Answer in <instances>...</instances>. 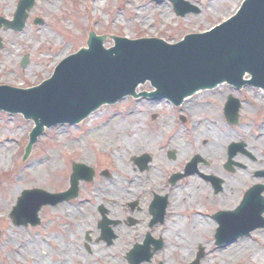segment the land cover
<instances>
[{
    "label": "flooded vegetation",
    "instance_id": "af4514ba",
    "mask_svg": "<svg viewBox=\"0 0 264 264\" xmlns=\"http://www.w3.org/2000/svg\"><path fill=\"white\" fill-rule=\"evenodd\" d=\"M65 3L0 0V30H11L21 11L25 27L48 31L51 22L67 19ZM259 91L224 82L178 105L133 99L149 110L162 109L150 113L161 136L152 131L142 136L146 142L159 137L160 143L148 147L135 140L120 150L117 140L106 142L100 162L92 167V182H102L67 203L75 224L63 214L60 236L30 239L32 246L39 239L42 243L38 254L25 252L27 263L264 264V96L253 98L257 105L245 96ZM144 111L126 113L140 116ZM123 174L130 178L125 176L121 190ZM116 180L119 189L112 193L108 186ZM12 243L17 249L11 257L17 258L24 253L22 242Z\"/></svg>",
    "mask_w": 264,
    "mask_h": 264
},
{
    "label": "rangeland",
    "instance_id": "374dc122",
    "mask_svg": "<svg viewBox=\"0 0 264 264\" xmlns=\"http://www.w3.org/2000/svg\"><path fill=\"white\" fill-rule=\"evenodd\" d=\"M69 1L66 0L65 3L67 19L61 17L60 22H51L48 30L50 32L44 28L37 31L33 25L26 26L19 32L0 30L3 44L0 49V84L16 88H30L41 84L52 76L54 66L64 56L73 55L77 50L86 47V39L90 33L105 37L104 48L113 46L111 37L115 36L131 40L161 38L166 43L173 44L179 42L184 35L209 30L221 20L230 17L242 3L241 0H185L196 6L199 12L180 17L174 14L172 4L163 0L156 4L151 2L152 0H73V7L72 3L70 7ZM232 6L234 10H231ZM158 7L169 11L171 18L168 21L161 19ZM62 51L67 53L54 62ZM25 55L29 56V62L23 68L20 60ZM149 88L150 84H144L139 89L148 91ZM256 95L259 93H245L255 105L257 99L253 98ZM131 109L135 112L145 110V113L140 116H128L126 112ZM161 110H149L142 106V102L138 104L131 98L123 99L114 105L102 106L93 113V118L88 117L76 126L55 125L45 128L25 161L22 160L24 146L28 141V134L33 129V122L20 114L10 115L1 111L0 147L3 142L8 141L11 152L7 170H2L0 160V264H28L30 257L25 253H21L17 258L11 257L12 250L17 249L12 242L28 238L35 240L38 236L46 240L51 234L57 238L61 234V226L65 223L64 211L71 209L66 202L55 207H43L38 212V227H15L11 224L9 213L22 191L40 189L51 194L65 192L69 186L72 164L81 162L94 167L102 158L100 152L106 147L104 144H111V139L117 140L116 144L120 145V150L124 148L123 143L131 147L135 140L142 141L141 144L148 147L160 143L159 137H154L152 142H146L142 136H145L144 131H152L153 134L161 136L162 131L152 123L150 114L151 111ZM116 122L126 125L127 133L130 134L113 132ZM180 128L179 125H174L175 131ZM126 162L124 160V163ZM125 176L127 180L130 178L128 174L122 175L121 190L127 181ZM100 182L101 179L90 184L80 182L81 196L95 190ZM85 219H80V223H85Z\"/></svg>",
    "mask_w": 264,
    "mask_h": 264
},
{
    "label": "water",
    "instance_id": "95a60500",
    "mask_svg": "<svg viewBox=\"0 0 264 264\" xmlns=\"http://www.w3.org/2000/svg\"><path fill=\"white\" fill-rule=\"evenodd\" d=\"M170 1L176 15L198 12L190 3ZM24 20L25 14L18 11L11 27L19 31ZM111 39L113 46L104 48V37L90 34L87 48L64 58L39 86L0 85V111L21 114L34 123L23 160L45 127L76 125L102 105L135 95L138 84L147 81L156 90L150 94L153 98L175 103L216 83L241 86L245 73L250 76L245 83L264 89V0H243L231 18L210 31L186 35L176 44L154 38ZM20 64L26 67L28 56ZM72 169L67 192L22 191L10 212L12 223L37 226L42 207L75 197L79 180H91L92 173L82 164H74Z\"/></svg>",
    "mask_w": 264,
    "mask_h": 264
},
{
    "label": "bare ground",
    "instance_id": "6f19581e",
    "mask_svg": "<svg viewBox=\"0 0 264 264\" xmlns=\"http://www.w3.org/2000/svg\"><path fill=\"white\" fill-rule=\"evenodd\" d=\"M96 1L97 0H94V2H96ZM233 8L234 7L232 6L231 10H234ZM158 13H159V15H161V19L164 22L168 21L171 18V16L169 15V11L168 10L165 11L163 9V7H158ZM226 14H228V13H226ZM224 17H226V16H224ZM66 53L67 52L62 51V54L57 55V57L54 59L55 60L54 62H57L58 60H60ZM9 57L12 58L13 56H9ZM262 94H263V92L262 91H259V95H262ZM262 97L263 96H261V98ZM91 118H93V115L91 116ZM119 131H121L123 134H130V133H127V127H126V125H123V124H120V123L118 124V122H116L115 125L113 126V132H119ZM0 148H1L0 150L2 151V152H0V160L2 161V164H1L2 166L1 167H2V170L4 171V170H7L9 168V162H10L9 161V157H10V152H11V150H10V143L8 141H5V142L2 143V146ZM119 185H120L119 180H116L115 182L111 183V186L109 185L108 188L109 189H114L113 192L112 191L111 192L112 193H115V192L118 191ZM64 215L67 216L68 218H72L70 220V222H68V224H70V223L71 224H75V222H74V216H73L74 214L73 213H71V212L69 213L68 210H65L64 211ZM30 239L31 238H28L27 241L25 239L24 240H20V242H22V244H21L22 247L20 249L23 250L24 253L25 252L32 251L33 253L38 254L37 247L41 246L40 241L34 242V245L35 246H32L31 244L33 243V241H31ZM254 257L259 258L260 256L258 255L257 252H255L254 253ZM32 258L33 259H36L35 256H32Z\"/></svg>",
    "mask_w": 264,
    "mask_h": 264
}]
</instances>
